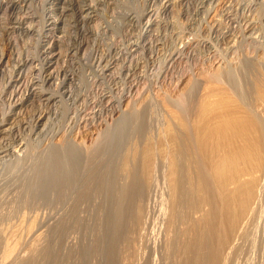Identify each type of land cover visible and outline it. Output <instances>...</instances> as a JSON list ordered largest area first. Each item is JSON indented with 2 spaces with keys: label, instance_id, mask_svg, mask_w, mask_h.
<instances>
[{
  "label": "rangeland",
  "instance_id": "1",
  "mask_svg": "<svg viewBox=\"0 0 264 264\" xmlns=\"http://www.w3.org/2000/svg\"><path fill=\"white\" fill-rule=\"evenodd\" d=\"M43 1L30 0L28 4L32 5V9L30 6L28 9H25L22 7L23 5L21 7L19 5L17 6L16 10L18 11V9L20 8V12H16V16L12 15V18L15 19L13 20L16 22L17 16L18 22L19 19H24L25 16V18L29 16L27 18V25H33L30 32L25 33L23 29H20L21 27L18 24H15V26L17 28L19 26V28L17 29L15 27L16 30L12 29V31L7 32V34L6 31H4L5 28H8L7 26H9L10 28L14 25L10 24L11 18L10 15H8V12L6 14L1 13L0 21H2L0 22V26L2 27L4 25L5 27L3 26L4 28H0V33H2L3 31L4 35L2 36V34H0V36H2L0 37V41H5L6 45L5 42L4 46L3 43L0 42V54L2 56L4 54H8L10 57L20 55V57L22 56V61L27 58L36 60L37 56H40L38 54L44 51L43 49H41L42 46L51 43L54 39H56L57 36H61V38L63 37L62 40L64 39V42L60 40L59 46L56 48L55 53L60 52L59 54H61L63 52H66L67 48H73V46L75 52L77 50L78 52L77 54L74 53L76 55H72L73 57H63V59H60L56 64V67L60 66V69L61 67L62 69H64L65 67L64 70L65 72L67 70L66 76L67 78H69V80L62 81V77H57L58 80L54 79L56 82L53 80V83L52 81L49 83H44L41 79L33 92H30V88L27 87L28 85L25 86L26 84L24 83L25 80L26 82L31 81L33 77L31 71L34 70L35 67L37 69H41L40 66L42 68L45 67V62L43 60L39 61L40 63L42 62L41 64H39V62L32 64L34 67H32L31 65H24L23 67L18 68L19 65L23 64L20 60V57L18 56L19 59L18 57H16L17 59L14 60V57L9 61L10 64L13 63V66L16 64L15 67L17 68L14 69L13 66L11 68V65L9 63H3L0 66V72H2V79L0 78L2 80H0V85L2 86H0V94L2 95L0 96V100H3L2 103L5 104L3 105L0 101V105H2L0 106V118L3 119H0L1 123L3 124L2 125L0 123V125H2L1 127L3 129L7 128V126L8 129L11 127L9 131H7L8 133L4 132L0 137V152H2L0 156L5 155L3 156V159L5 157L4 160H6L7 158L6 161H4L3 159L0 161V209H2V211L0 210V216L2 212L7 213V216L6 213L5 215H3L4 218L2 216L0 217V221L2 222H0V232L2 233V236L0 235V240L2 243L5 242L4 245L2 243L0 244V257L3 250H5V248H8L12 252L10 254L9 260L13 262H11L10 264H17L19 260H22L23 258L27 259L29 255L33 256L37 253L40 254V252L38 251L41 250L42 252V249H44L45 246L48 245L49 255L46 262L43 264H68V258L66 257L65 252L69 246L73 245L75 246L76 257L84 258L82 261L81 259L79 260L81 261V263L83 262L82 264H87L88 262V264H94L96 263L95 260H98L97 264L98 262H103L105 264H143L145 262H150L149 264H188V258H190L189 252L186 250L185 253L180 252V254L178 252L177 246L186 243L187 241H189V239L191 240L194 237L193 234H190V230H192L194 227L200 229V231L203 229V227H205L207 230H209V228L211 229L210 238L212 239V241H210V244L213 248L210 246V250L211 252L215 253L216 256L214 255V258L217 257V254L219 255V257L221 256L220 259L217 257V260H213L215 264H217V262L218 264H264V0H82V2H80L81 0H77L79 2V5L83 3V6L87 5L88 1H94L97 4L95 5L93 4L94 2L92 3L93 6H96L94 7L95 9H97L96 12H98V14L96 13L97 16L95 17V21L93 23L84 22L82 23V26L81 24H78L77 26V24L73 22V17H68V19L66 18L65 20V25H63V27H61L62 25H60V27L58 26V31L56 30V32H54V30L50 32L48 31V28L42 26L44 25L43 20H45L49 15H54V13L56 12V10L53 11L54 7L52 8V11H50V6L47 4L48 0ZM71 1L70 2L73 4L75 0ZM97 1L99 3H97ZM31 2L35 3L32 4ZM78 2L75 1L74 4H78ZM244 2H246L247 5ZM155 3L156 5H154ZM44 4H46V6H44ZM26 13L29 14L27 15ZM257 13L259 15H257ZM20 15H23L24 17H21ZM40 15H44L45 17H47L45 18L44 16ZM141 15L143 18L141 17ZM113 19L114 21H112ZM29 20L34 24L30 23ZM3 21L6 22V24H4ZM40 21H42L43 23H40ZM121 22L124 23L122 24ZM1 23H3V25ZM35 29L36 31H34ZM114 29H116V31ZM59 30L62 31L58 33ZM21 32L24 34H22ZM129 32L132 33L130 34ZM4 33L7 35H5ZM62 33L63 35H61ZM96 33L98 36L96 35ZM149 36L152 40L149 38ZM208 38L210 39V41ZM8 41L10 44L8 43ZM37 41L40 43H37ZM153 42L154 44H152ZM252 42L254 43V45ZM37 45L41 46H38L36 48ZM1 47H4V49ZM7 50L9 51V53L7 52ZM33 52L34 54H32ZM143 52L146 55L143 54ZM10 53H12V55ZM25 54L32 55L31 57H29V55L27 57V55L25 56ZM35 54H37V56ZM85 54L87 56H85ZM34 55L36 57H34ZM170 56L172 57L170 58ZM68 58L71 60H69ZM3 65H6L5 68ZM175 66L177 67V69ZM29 67H32L34 69L31 68V70ZM26 68H28L29 70ZM6 69L11 70L7 71ZM128 69L130 70V72ZM26 70L28 71L27 74ZM11 71L13 72L12 74ZM114 73L115 75H113ZM25 76L27 78H25ZM3 77L5 80L3 79ZM22 77L25 79H23ZM15 78L20 79L19 82L17 84L11 85L10 81L8 82V80H14ZM158 78L160 80H158ZM3 82H7L9 85H6L7 83L4 84ZM21 83L22 85H20ZM61 83H64V85L62 84L63 87L61 86ZM17 85H19L20 87H18ZM15 87H18V89L16 90ZM3 88L6 89L4 90ZM1 89H3L4 91H1ZM43 90L44 92L46 91L48 93H44ZM62 90L67 92L65 96H63ZM3 92H5V94ZM40 92L42 94H39ZM3 94L5 96H3ZM7 95L9 98L7 97ZM59 95L63 97H59ZM11 96L12 99L10 98ZM17 96L20 98H18ZM46 97L49 98V101L45 100ZM14 101L16 105H14ZM240 101H243L244 103L242 102V104H240ZM9 102L11 106L7 105L9 104ZM238 103L241 107L240 112L244 115L248 114L246 111H248L249 108L253 110L254 115H252V119H254L255 128L254 133H249L246 140L244 139L243 141H239V144H235V146H233V144H228L226 146L229 151L232 150L231 148L236 149L237 151H235L236 154L233 155L232 161L230 163L228 162L225 174H240L239 181L249 183L254 188V190H256V199H250L248 204L249 208L247 207L245 211L246 213H244L242 217L243 219H241L242 221L240 220V227H237L235 234L228 236L223 229L225 226L221 225V223L223 224V221H221L222 217L219 218L218 215L219 213L222 214V202L220 201L219 196L225 195V192H222L224 191L223 187L225 186L219 187V185H225V182L223 183V179L221 181V178H219L220 163L222 162L223 151L221 150L222 148L214 146L212 140L210 141V143H208V132L212 124L216 125L220 123L219 121H217V117L219 115L226 114L225 111H230L228 107H232L233 109L238 105ZM243 104H248V106L244 105L245 108L249 107L248 109H246V111L244 106H242ZM13 105L14 107H12ZM49 105L52 107H50L52 110L49 109ZM44 107L45 110L47 108L49 109H47V113L42 112L44 111ZM3 108H5V110H3ZM137 110L140 113H144L143 125L145 130L143 133L139 134L135 130V128H132L136 123V120L133 121L132 116L138 113ZM13 111L15 114L13 113ZM16 111H18L19 114ZM135 111L136 113H134ZM2 112L5 115L7 114V116H4ZM34 112L35 114L32 115L31 113ZM40 113L42 115L44 114V118L42 122L36 125V118H38V115H40ZM47 116L49 117L45 119ZM199 117L202 121V129L200 134L202 144L197 149V157L195 158V162L192 163V165H188V174H186L185 177L186 182L190 179H193L192 181L196 179L194 181V186H192V201H198L206 192V189L208 188V178L213 180L212 184L213 188H215V199L213 200L214 202L211 203L212 206H205L202 208V210H198L196 211V213L194 212V216L190 215L189 219L191 220L192 218L193 220H188V222L187 220L184 222L179 221L178 223L180 224L177 223V226H179V228H177L176 224L174 223H172L171 226H168L167 223L169 225L171 223V217L169 219L168 212L171 214L170 210H172V205H174L172 203H176V200L171 198L175 196L174 193L176 194V192L173 193V187L175 188V185H178V182L175 180V178H177L178 180L177 176L179 175H176L173 167V157L175 156L177 149L176 133L178 132V130L184 129V127H182L183 125H186V127H191L194 121ZM32 118H34V121L32 120L33 122L31 121ZM218 118V120H221L220 116ZM28 120H30L32 124L28 123ZM144 120L146 121L144 122ZM14 121L16 122L14 123ZM20 121L23 123H21ZM45 121L47 124L45 123ZM209 122L211 123V125ZM42 123H45L46 125H43ZM18 124L21 126H17ZM23 125L24 127L30 125L31 128H29L30 126L23 128ZM131 130H134L137 133L134 131L132 132ZM9 133L11 135L13 134L14 136L9 135ZM133 135L135 138L133 137ZM250 138H252L251 141H249ZM1 141H3L4 144ZM13 145L15 148L13 147ZM19 145L20 147L26 146L25 148H23L22 152L18 151ZM52 145H59L60 152L66 160L67 172L63 174L61 178V187H59L58 190L54 189L53 195H51L50 193L45 195L47 197H50V199L37 198L38 201L33 204H27L22 201L16 204L12 202V204L11 196L13 191H15V187L19 179L23 176L30 175L27 174L30 170H26L29 160L27 159L28 162H26L25 156L31 155L28 157L29 159L30 157H33L35 159L41 158L43 155H45V152L47 153V150L49 151L48 148H50ZM26 148L27 153L24 151L26 150ZM44 148H46V150ZM42 153L44 154L42 155ZM6 154H8V156ZM23 154L25 155L22 156L24 158L21 157V155ZM125 154L126 158H131L130 161L135 160L136 157V161L139 159L140 164L147 165L150 168L152 167L150 173L152 175L154 172L153 169L157 168V170H159L157 172L158 174L153 175V177L150 174L148 175L149 177H151V179L147 176V174H141V178H148L147 181L145 180L146 182H149V179L151 182L152 180L157 178L155 179L157 184H155V190L153 189V192L150 191L151 196H148V201H145V203L148 204H145L146 206L144 205V218H142L143 222L140 228L134 231L135 233L132 232L130 234L131 238L124 237L123 231L119 230L117 225L119 218L114 215L113 209H109L108 205H105V213H103V217L100 219L97 213V209L93 203L89 204V206L87 207H83L82 209H80L78 213V218L80 219L75 228H67L62 231L52 229L54 222L57 220L59 214L63 212L62 209L64 208L72 194H74L77 190L84 188L88 183L95 185L97 172L106 171L107 169L114 167L116 164H119L118 168H121L120 159ZM127 154L131 155V157H129V155ZM18 157H21V159H18ZM152 160L153 163H150ZM156 161L158 164H155ZM148 162L149 164H147ZM150 164L153 166H150ZM126 169L128 171V167H126ZM126 169L124 171H121V173H125L122 174L124 175V177L125 175H127L126 177H128ZM190 174L191 176H194L190 178ZM156 175L157 177H155ZM169 175L176 177L173 178ZM216 177L220 179L221 183L219 180H216ZM107 179L108 177L105 176V180ZM12 180L13 182H15L14 184L13 182H10ZM214 180H216L215 183H218L219 185L215 184ZM145 181L142 182L143 185L144 183H146ZM190 181L187 182L188 186L189 184H191ZM152 182L150 184H146L151 188L150 185H152ZM147 185L146 187L144 186L145 190L149 189L147 188ZM233 186L234 185H227V187L229 188L226 189H228V191L229 189L230 191H232ZM165 189L166 192H169V195L165 192ZM176 189L177 188H175L174 191H176ZM219 192L223 194L219 195ZM254 195L252 197H255ZM176 197L177 195L174 198L176 199ZM3 199H5V202ZM8 200H10V202ZM251 201L252 203H250ZM6 202L7 205L5 204ZM2 203L5 204L4 207H2ZM164 204L167 205V209L166 206L164 207ZM11 205H14V207L12 208ZM169 207L171 208L169 209ZM208 207L210 208V210ZM250 207H252L253 209ZM168 209L169 211H167ZM204 209L205 213L207 210L210 214L208 212L206 214L203 213ZM162 210H164L165 215ZM216 211H218V214ZM211 214L215 215V217L212 218ZM216 216L218 219L216 218ZM244 216L249 218L247 219ZM193 217L197 219L196 222ZM244 218L245 221H243ZM212 219L216 222L212 221ZM147 220H150L149 222H153V224L149 225V222ZM199 220L201 223L199 222ZM217 220L219 221L218 223ZM193 221L195 224L193 223ZM157 223H159V225ZM216 223H220V229L218 228L219 225H217ZM191 224L195 226H192ZM173 225L177 228V230H180L175 232L176 228L173 227ZM200 225L202 226V228L200 227ZM167 227H171V231ZM172 227L175 229L173 230ZM183 228H188L187 230L189 233H186V230H184ZM167 230L169 232H172L173 230L174 232H172L171 235ZM158 231L160 232L158 233ZM163 231H166V233ZM181 231L185 232L186 234L182 235ZM167 232L169 233L168 235ZM192 232L194 231L192 230ZM174 233H180L183 237L185 236V239L179 234L174 236L176 238L181 237V239L177 238V240L179 239L180 241L179 244H176V246L174 245V251L172 252V254H174L172 256L171 252H169L168 249L173 243L172 241L175 242L176 240V238L173 239ZM141 234H145L146 236H142ZM189 235H193V237H190ZM168 236H170L171 240H173L171 241L170 239H168ZM226 236L229 238H227ZM182 239L183 241L181 242ZM165 240H168L169 243ZM225 241H227L229 245ZM213 242L214 244H212ZM8 243L10 246L8 245ZM239 243L241 244L240 246H238ZM165 245H167L168 247L166 246L165 248ZM220 245L221 248L220 250H218ZM223 246L224 248H222ZM214 250L216 251L214 252ZM176 252H178L179 254H177ZM222 252L224 254H222ZM169 253L170 255L168 256ZM138 254H140L141 256ZM185 254H188L189 257ZM91 257L93 258V261L91 260ZM164 261L167 263H165ZM42 262L44 261L42 260ZM76 264H79V262Z\"/></svg>",
  "mask_w": 264,
  "mask_h": 264
},
{
  "label": "bare ground",
  "instance_id": "2",
  "mask_svg": "<svg viewBox=\"0 0 264 264\" xmlns=\"http://www.w3.org/2000/svg\"><path fill=\"white\" fill-rule=\"evenodd\" d=\"M30 0H0V16H1V13H9L8 15H10V18H11V21H10V24H12V25H14V26H12V27H10L9 28V26H7L8 28H5V30L4 31H6V33L7 32H11L12 31V29H15V24H18L21 28L20 29H23L24 31H25V33L26 32H30L31 31V27L33 26V25H31L30 23H33V22H31L30 20V26H28L27 24V18L29 17V16H27V18H25L23 15V17H24V19L22 18V19H19V22H18V16H17V22L16 21H14L15 19L14 18H12V15H15L16 14V12H18L19 11V9H18V11L16 10V8H17V6H19L20 5V7L22 6L23 8H25V9H28L29 8V6L31 7L32 5H29L28 4V2H29ZM43 1V0H42ZM71 1V0H70ZM70 1H66V0H48V5L50 6V11H52V8L54 7V9H53V11L54 10H56V12L54 13V12H52V13H54V15H52V16H44V15H40V16H44L46 19L45 20H43L44 21V23L42 22V21H40V23H43L44 25H42V26H45L46 28H48V31H50V32H52V30H54V32H56V30L58 29V26L60 27V25H62L61 27H63V25H65L64 23L66 22L65 20H66V18L68 19V17H73V19H74V23L75 24H77V26H78V24H81V26H82V23H84V22H88V23H93L94 21H95V17L97 16V14H98V12H96V10L97 9H95V5H97L94 1V3L93 2H89L88 1V4L87 5H79V2L77 1V0H75L76 2H78V4H74L75 3V1H74V3L72 4ZM86 1V0H85ZM106 1V0H105ZM113 1V0H112ZM138 1V0H137ZM162 1V0H161ZM179 1V0H178ZM217 1V0H216ZM252 1V0H251ZM44 2V1H43ZM46 2V1H45ZM80 2H82V0L80 1ZM101 2V1H100ZM183 2V1H182ZM261 2H263V1H261ZM32 4L33 3H35V2H31ZM85 3V2H84ZM95 4L94 6H93V4ZM97 3H99L98 1H97ZM108 3V2H107ZM172 3V2H171ZM241 3V2H240ZM245 4H246V2H244ZM257 3V2H256ZM102 4V3H101ZM137 4V3H136ZM189 4V3H188ZM255 4V3H254ZM100 5V4H99ZM138 5V4H137ZM154 5H156V3L154 4ZM180 5V4H179ZM247 5V4H246ZM44 6H46V4H44ZM59 6V7H58ZM203 6V5H202ZM263 6V5H262ZM38 7V6H37ZM57 7V8H56ZM104 7V6H103ZM147 7V6H146ZM162 7V6H161ZM194 7V6H193ZM200 7V6H199ZM211 7V6H210ZM42 8V7H41ZM45 8V7H44ZM98 8V7H97ZM158 8V7H157ZM31 9H32V7H31ZM102 9V8H101ZM110 9V8H109ZM141 9H143V8H141ZM231 9V8H230ZM242 9V8H241ZM43 10V9H42ZM114 10V9H113ZM118 10V9H117ZM145 10V9H144ZM207 10V9H206ZM23 11V10H22ZM33 11H35V10H33ZM46 11V10H45ZM20 12V11H19ZM27 12V11H26ZM101 12V11H100ZM104 12V11H103ZM142 12V11H141ZM264 12V11H263ZM24 13H25V10H24ZM33 13V12H32ZM48 13V12H47ZM97 13V14H96ZM135 13V12H134ZM232 13V12H231ZM20 14V13H19ZM27 15L29 14V13H26ZM31 14V13H30ZM39 14V13H38ZM41 14V13H40ZM43 14V13H42ZM45 14V13H44ZM141 14V13H140ZM146 14V13H145ZM197 14V13H196ZM34 15V14H33ZM113 15V14H112ZM159 15V14H158ZM204 15V14H203ZM208 15V14H207ZM257 15H259L258 13H257ZM261 15V14H260ZM16 16V15H15ZM14 16V17H15ZM21 16V15H20ZM21 16V17H22ZM103 16H105V15H103ZM111 16V15H110ZM136 16V15H135ZM140 16V15H139ZM192 16V15H191ZM195 16V15H194ZM199 16V15H198ZM233 16V15H232ZM235 16V15H234ZM248 16V15H247ZM251 16V15H250ZM31 17V16H30ZM102 17V16H101ZM119 17V16H118ZM138 17V16H137ZM141 17H142V15H141ZM259 17V16H258ZM2 18H3V16H2ZM5 18V17H4ZM9 18V19H10ZM111 18V17H110ZM143 18V17H142ZM243 18V17H242ZM8 19V20H9ZM14 19V20H13ZM32 19H34V18H32ZM43 19V18H42ZM41 19V20H42ZM72 19V18H71ZM100 19V18H99ZM116 19V18H115ZM205 19H206V17H205ZM204 19V20H205ZM4 20V19H3ZM258 20V19H257ZM256 20V21H257ZM2 21V20H1ZM0 21V22H1ZM7 21V20H6ZM33 21V20H32ZM69 21V20H68ZM71 21V20H70ZM112 21H114V19L112 20ZM122 21H123V19H122ZM152 21V20H151ZM105 22V21H104ZM125 22V21H124ZM124 22H121L122 24L124 23ZM148 22V21H147ZM205 22V21H204ZM3 23L4 24H6V22H4L3 21ZM3 23H1L2 25H3ZM8 23V22H7ZM117 23V22H116ZM136 23V22H135ZM167 23V22H166ZM196 23V22H195ZM241 23V22H240ZM254 23V22H253ZM260 23V22H259ZM34 24V23H33ZM74 24V25H75ZM105 24V23H104ZM107 24H108V22H107ZM110 24H112V23H110ZM120 24V23H119ZM121 24V25H122ZM85 25H87V24H85ZM134 25V24H133ZM146 25H148V24H146ZM145 25V26H146ZM154 25H156V24H154ZM234 25V24H233ZM4 26V25H3ZM1 27L0 26V28H4V27ZM11 26V25H10ZM19 26H18V28H19ZM41 26V27H42ZM96 26V25H95ZM98 26V25H97ZM103 26V25H102ZM110 26V25H109ZM112 26V25H111ZM123 26V25H122ZM130 26V25H129ZM198 26V25H197ZM200 26V25H199ZM202 26V25H201ZM235 26V25H234ZM259 26V25H258ZM35 27V26H34ZM37 27V26H36ZM65 27V26H64ZM94 27V26H93ZM133 27V26H132ZM141 27V26H140ZM143 27V26H142ZM17 28V27H16ZM17 28V29H18ZM43 28V27H42ZM45 28V29H46ZM84 28V27H83ZM99 28V27H98ZM106 28V27H105ZM145 28V27H144ZM159 28V27H158ZM170 28V27H169ZM210 28V27H209ZM230 28V27H229ZM241 28V27H240ZM245 28V27H244ZM33 29V28H32ZM91 29V28H90ZM97 29V28H96ZM107 29V28H106ZM109 29V28H108ZM3 30V29H2ZM16 30V29H15ZM44 30V29H43ZM63 30H65V29H63ZM67 30V29H66ZM100 30V29H99ZM115 31H116V29H114ZM144 30V29H143ZM161 30V29H160ZM193 30V29H192ZM21 31V30H20ZM34 31H36V29L34 30ZM40 31V30H39ZM58 31V30H57ZM60 31H62V30H59V32L58 33H60ZM105 31V30H104ZM167 31V30H166ZM205 31V30H204ZM19 32V31H18ZM49 32V33H50ZM53 32V33H54ZM73 32V31H72ZM100 32V31H99ZM102 32V31H101ZM114 32V31H113ZM137 32V31H136ZM147 32V31H146ZM236 32V31H235ZM258 32H260V31H258ZM20 33V32H19ZM22 33V32H21ZM92 33V32H91ZM130 33V32H129ZM132 33V32H131ZM130 33V34H131ZM155 33V32H154ZM211 33V32H210ZM0 34H2V36H4L3 35V31H2V33H0ZM5 34V33H4ZM8 34V33H7ZM7 34H5V35H7ZM13 34V33H12ZM11 34V35H12ZM22 34H24V33H22ZM80 34V33H79ZM190 34V33H189ZM262 34V33H261ZM26 35V34H25ZM30 35H31V33H30ZM33 35V34H32ZM55 35V34H54ZM61 35H63V33L61 34ZM96 35H97V33H96ZM113 35V34H112ZM134 35V34H133ZM139 35V34H138ZM141 35H142V32H141ZM157 35V34H156ZM163 35H164V33H163ZM184 35V34H183ZM192 35V34H191ZM2 36H0V37H2ZM34 36V35H33ZM41 36V35H40ZM46 36V35H45ZM48 36V35H47ZM50 36V35H49ZM56 36V35H55ZM72 36H73V34H72ZM98 36V35H97ZM251 36V35H250ZM10 37V36H9ZM12 37V36H11ZM18 37V36H17ZM30 37V36H29ZM53 37V36H52ZM75 37V36H74ZM171 37V36H170ZM210 37V36H209ZM236 37V36H235ZM241 37V36H240ZM259 37V36H258ZM50 38V37H49ZM63 38V37H62ZM62 38H61V36H57L56 37V39H52L51 41V43H48V44H46V45H43L42 46V48L41 49H43L44 51L42 52V53H40V54H38V55H40V56H37V54H35L36 56H37V59L35 60V59H32V58H27V59H24L23 61L21 60V57H20V55H16V56H14L15 57V59L14 60H16L17 58L16 57H20V60L22 61V63H20V64H22V65H19L18 66V68H21V67H23L24 65H31L32 67H34L32 64H34V63H36V62H39V61H41V60H43L45 63H44V65H45V67H41L40 66V68L41 69H37L36 67H35V69L34 68H32V69H34V70H32L30 67V69L32 70H30L31 71V74H32V79H31V81L30 82H26V80H25V83L24 84H26L25 86H27V87H29L30 88V92H33L36 88V86L38 85V83L41 81V79H42V82H44V83H49V82H51L52 81V83H53V80L54 79H57V77H62V81L64 80V81H67V80H69V78H67V76H66V73H67V70H66V72H65V67H64V69H62V67H61V69H60V66L58 67H56V64L58 63V61L60 60V59H63V57H73L72 55H76L77 54V52H78V48L76 49L77 51L75 52V49H74V46H73V48H71V47H69V48H67V50H66V52H63V53H61V54H59L60 52H58V53H55V50H56V48L59 46V42H60V40L61 41H63L62 40ZM67 38V37H66ZM76 38V37H75ZM109 38V37H108ZM149 38H150V36H149ZM155 38V37H154ZM153 38V39H154ZM251 38V37H250ZM257 38V37H256ZM25 39H26V37H25ZM51 39V38H50ZM69 39V38H68ZM87 39V38H86ZM126 39V38H125ZM151 39V38H150ZM149 39V40H150ZM209 39V38H208ZM216 39V38H215ZM232 39V38H231ZM244 39V38H243ZM246 39V38H245ZM260 39H261V37H260ZM14 40H15V38H14ZM20 40V39H19ZM43 40V39H42ZM102 40H103V38H102ZM110 40V39H109ZM152 40V39H151ZM165 40V39H164ZM184 40V39H183ZM199 40V39H198ZM197 40V41H198ZM220 40V39H219ZM242 40V39H241ZM4 41V40H3ZM25 41V40H24ZM39 41V40H38ZM37 41V43H40V42H38ZM41 41V40H40ZM74 41V40H73ZM120 41V40H119ZM136 41V40H135ZM155 41V40H154ZM189 41V40H188ZM202 41V40H201ZM200 41V42H201ZM207 41V40H206ZM209 41H210V39H209ZM215 41V40H214ZM224 41V40H223ZM1 43H3V46H4V42H2V41H0ZM64 42V41H63ZM121 42V41H120ZM176 42V41H175ZM217 42V41H216ZM246 42H247V40H246ZM254 42V41H253ZM252 42V43H253ZM8 43H9V41H8ZM20 43V42H19ZM31 43V42H30ZM73 43V42H72ZM83 43V42H82ZM81 43V44H82ZM112 43H113V41H112ZM117 43V42H116ZM260 43V42H259ZM10 44V43H9ZM28 44V43H27ZM62 44V43H61ZM61 44H60V47H61ZM78 44H79V42H78ZM108 44V43H107ZM152 44H154V42L152 43ZM232 44V43H231ZM5 45H6V42H5ZM30 45V44H29ZM64 45V44H63ZM66 45V44H65ZM91 45H94V44H91ZM106 45V44H105ZM145 45V44H144ZM188 45V44H187ZM214 45V44H213ZM212 45V46H213ZM235 45V44H234ZM253 45H254V43H253ZM256 45H258V44H256ZM17 46V45H16ZM39 45H37L36 46V48L38 47ZM41 46V45H40ZM39 46V47H40ZM71 46V45H70ZM79 46V45H78ZM77 46V47H78ZM88 46V45H87ZM107 46V45H106ZM110 46V45H109ZM124 46V45H123ZM128 46V45H127ZM185 46V45H184ZM7 47H9V46H7ZM65 47V46H64ZM76 47V46H75ZM93 47V46H92ZM91 47V48H92ZM138 47H139V45H138ZM162 47V46H161ZM1 48H3L4 49V47H1ZM26 48V47H25ZM107 48V47H106ZM142 48V47H141ZM211 48V47H210ZM6 49V48H5ZM18 49V48H17ZM20 49V48H19ZM64 49V48H63ZM80 49V48H79ZM110 49V48H109ZM108 49V50H109ZM115 49V48H114ZM144 49V48H143ZM180 49V48H179ZM11 50V49H10ZM35 50V49H34ZM81 50V49H80ZM93 50H94V48H93ZM3 51V50H2ZM19 51V50H18ZM21 51V50H20ZM24 51V50H23ZM28 51V50H27ZM110 51V50H109ZM116 51V50H115ZM133 51V50H132ZM144 51V50H143ZM167 51V50H166ZM175 51V50H174ZM7 52L9 53V51L7 50ZM25 52V51H24ZM36 52H38V51H36ZM158 52V51H157ZM168 52V51H167ZM172 52V51H171ZM4 53V52H3ZM22 53V52H21ZM21 53H19V54H21ZM74 53H76V54H74ZM83 53V52H82ZM107 53V52H106ZM149 53V52H148ZM147 53V54H148ZM183 53V52H182ZM233 53H234V51H233ZM11 55H12V53H10ZM32 54H34V52L32 53ZM31 54V55H32ZM101 54V53H100ZM138 54V53H137ZM143 54H145L144 52H143ZM178 54V53H177ZM176 54V55H177ZM1 55V54H0ZM14 55V54H13ZM27 54H25V56H26ZM29 55V54H28ZM28 55H27V57H28ZM31 55H29V57H31ZM34 55V57H36ZM134 55V54H133ZM146 55V54H145ZM163 55V54H162ZM2 56V55H1ZM0 56V66L3 64V63H9V61H10V59L11 58H14V57H10L8 54H4L2 57ZM85 56H87L86 54H85ZM137 56H139V55H137ZM143 56V55H142ZM152 56V55H151ZM19 57H18V59H19ZM33 57V58H34ZM42 57V58H41ZM75 57V56H74ZM77 57V56H76ZM117 57H118V55H117ZM135 57V56H134ZM148 57V56H147ZM172 56H170V58H171ZM177 57V56H176ZM81 58V57H80ZM86 58H88V57H86ZM142 58V57H141ZM152 58V57H151ZM167 58V57H166ZM69 59V58H68ZM126 59V58H125ZM147 59V58H146ZM69 60H71V59H69ZM98 60V59H97ZM100 60V59H99ZM137 60V59H136ZM180 60V59H179ZM83 61H84V59H83ZM113 61V60H112ZM117 61V60H116ZM123 61V60H122ZM122 61H121V63H122ZM17 62V61H16ZM16 62H14V63H16ZM71 62V61H70ZM81 62V61H80ZM163 62V61H162ZM42 63V62H41ZM40 62H39V64H41ZM63 63V62H62ZM94 63V62H93ZM110 63V62H109ZM10 64V63H9ZM8 64V65H9ZM92 64V63H91ZM141 64V63H140ZM7 65V64H6ZM5 65V66H6ZM11 65V68H12V66H13V63H11L10 64ZM16 65V64H15ZM15 65L13 66V68L15 69V68H17V67H15ZM38 65V64H37ZM36 65V66H37ZM44 65H42V66H44ZM64 65V64H63ZM122 65V64H121ZM120 65V66H121ZM4 66V65H3ZM5 66H4V68H5ZM26 66V67H27ZM90 66V65H89ZM108 66V65H107ZM137 66V65H136ZM144 66V65H143ZM142 66V67H143ZM150 67V66H149ZM158 67V66H157ZM173 67V66H172ZM176 67V66H175ZM7 68V67H6ZM59 68V69H58ZM97 68V67H96ZM118 68V67H117ZM141 68V67H140ZM168 68V67H167ZM174 68V67H173ZM26 69H28V68H26ZM115 69V68H114ZM113 69V70H114ZM175 69V68H174ZM176 69H177V67H176ZM5 70V69H4ZM7 70V69H6ZM11 69H9V70H7V71H10ZM29 70V69H28ZM129 70V69H128ZM172 70V69H171ZM13 71V70H12ZM11 71V74L13 73ZM27 71V70H26ZM25 71V72H26ZM124 71V70H123ZM159 71V70H158ZM116 72H118V71H116ZM129 72H130V70H129ZM149 72V71H148ZM2 72H0V74H1ZM6 73V72H5ZM8 73H10V72H8ZM7 73V74H8ZM19 73H20V71H19ZM28 73V71L26 72V74ZM112 73V72H111ZM161 73V72H160ZM17 74V73H16ZM30 74V73H29ZM119 74V73H118ZM126 74V73H125ZM138 74V73H137ZM6 75V74H5ZM20 75V74H19ZM113 75H115V73L113 74ZM161 75V74H160ZM12 76V75H11ZM10 76V77H11ZM109 76V75H108ZM111 76V75H110ZM127 76V75H126ZM129 76V75H128ZM5 77V76H4ZM4 77H3V79H4ZM7 77V76H6ZM13 77V76H12ZM18 77V76H17ZM73 77V76H72ZM131 77V76H130ZM0 78L2 79V74H1V76H0ZM23 78V77H22ZM25 78H27L26 76H25ZM25 78H23V79H25ZM71 78V77H70ZM114 78V77H113ZM0 79V80H1ZM11 79V78H10ZM122 79V78H121ZM125 79H126V77H125ZM142 79V78H141ZM168 79V78H167ZM5 80V79H4ZM19 80L20 79H18V78H15L14 80H8V82L10 81V83H11V85H13V84H17L18 82H19ZM58 80V79H57ZM60 80V79H59ZM109 80V79H108ZM158 80H160L159 78H158ZM2 81V80H1ZM55 81V80H54ZM75 81V80H74ZM5 82V81H4ZM3 82V83H4ZM22 82V81H21ZM56 82V81H55ZM69 82V81H68ZM81 82V81H80ZM123 82V81H122ZM128 82V81H127ZM130 82V81H129ZM1 83V82H0ZM7 83V82H6ZM6 83H4V84H6ZM23 83V82H22ZM22 83L20 84V85H22ZM71 83V82H70ZM94 83V82H93ZM102 83V82H101ZM133 83V82H132ZM23 84V85H24ZM51 84V83H50ZM59 84V83H58ZM62 84L64 85V83H61V86H62ZM120 84V83H119ZM129 84V83H128ZM6 85H9L8 83L6 84ZM5 85V86H6ZM43 85H45V84H43ZM66 85V84H65ZM121 85V84H120ZM125 85V84H124ZM144 85V84H143ZM1 86V85H0ZM15 86V85H14ZM18 87H20L19 85H17ZM41 86H42V84H41ZM53 86V85H52ZM123 86V85H122ZM2 87V86H1ZM7 87V86H6ZM18 87L16 88V90L18 89ZM22 87V86H21ZM44 87V86H43ZM42 87V88H43ZM63 87V86H62ZM14 88V87H13ZM26 88V87H25ZM38 88H39V86H38ZM37 88V89H38ZM4 90L6 89V88H3ZM3 89H1V91H4ZM55 89V88H54ZM8 90V89H7ZM15 90V89H14ZM41 90V89H40ZM39 90V91H40ZM45 90V89H44ZM44 90H43V92H44ZM66 90V89H65ZM79 90H80V87H79ZM103 90V89H102ZM25 91H27V90H25ZM51 91V90H50ZM63 91V92H62ZM61 92L63 93V96H65L66 94H67V92L66 91H64V90H62ZM68 91V90H67ZM104 91V90H103ZM110 91V90H109ZM129 91V90H128ZM7 92V91H6ZM10 92V91H9ZM13 92V91H12ZM17 92V91H16ZM16 92H15V95H16ZM23 92V91H22ZM22 92H21V94H22ZM36 92V91H35ZM38 92V91H37ZM42 92V91H41ZM39 93V94H42V93ZM46 92V91H45ZM44 92V93H45ZM55 92V91H54ZM58 92V91H57ZM69 92V91H68ZM118 92V91H117ZM2 93V92H1ZM4 94H5V92H3ZM46 93H48V92H46ZM50 93V92H49ZM104 93V92H103ZM116 93V92H115ZM129 93V92H128ZM151 93V92H150ZM3 94V96H5ZM13 94V93H12ZM11 94V95H12ZM24 94V93H23ZM27 94V93H26ZM38 94V93H37ZM61 94V93H60ZM79 94V93H78ZM260 94V93H259ZM2 94H0V96H1ZM15 95H13V96H15ZM33 95V94H32ZM47 95V94H46ZM152 95V94H151ZM263 95V94H262ZM20 96V95H19ZM23 96V95H22ZM63 96H61V95H59V97H63ZM120 96V95H119ZM7 97H8V95H7ZM18 97V96H17ZM21 97V96H20ZM20 97H18V98H20ZM28 97H30V96H28ZM56 97V96H55ZM54 97V98H55ZM1 98V97H0ZM3 98H5V97H3ZM9 98V97H8ZM11 99H12V96L10 97ZM25 98V97H24ZM49 98H50V96H49ZM49 98H47L46 97V99L45 100H47V101H49ZM106 98V97H105ZM7 99V98H6ZM22 99V98H21ZM20 99V100H21ZM44 99H42V100H44ZM62 99V98H61ZM103 99V98H102ZM8 100V99H7ZM6 100V101H7ZM16 100H17V98H16ZM15 100V101H16ZM20 100H19V102H20ZM36 100V99H35ZM34 100V101H35ZM41 100V101H42ZM77 100V99H76ZM1 101V103H2V101L3 100H0ZM15 101H14V103H15ZM38 101H39V99H38ZM55 101V100H54ZM60 101V100H59ZM67 101V100H66ZM75 101V100H74ZM108 101V100H107ZM119 101V100H118ZM4 102H5V100H4ZM22 102V101H21ZM106 102V101H105ZM228 102V101H227ZM243 102V101H242ZM242 102L240 101L239 103L240 104H242ZM7 103V102H6ZM12 103V102H11ZM34 103V102H33ZM32 103V104H33ZM40 103H42V102H40ZM61 103V102H60ZM238 103V105L236 106V107H234L233 109H232V107H228L229 108V110L230 111H225V113L226 114H222V115H219L220 117H221V120H218L219 118V116L217 117V121H219L220 123L219 124H216V125H213L212 124V126H210V128H209V132H208V139H209V141H208V143H210V141L212 140V142H213V145L214 146H216V147H219V148H222L221 150L223 151V158H222V162L220 163V170H219V178H221V181H222V179H223V183L225 182V185L223 184V185H219L218 183H215V181L216 180H219L220 181V179L219 178H217L216 180H214V183L215 184H217V185H219V187H221V186H225V187H223L224 188V191H222V189H221V191L222 192H225L224 194L225 195H222V196H219L220 194H223V193H220L219 192V197H220V201L222 202V208H221V210H222V214H218V211H216L217 212V214L219 215V218L220 217H222V220L221 221H223V224L221 223V225L223 226H225L223 229H224V231L226 232V235H228V236H230V235H232V234H235V232H236V230H237V227L239 226L240 227V220L241 219H243L242 217H243V215H244V213H246L245 211H246V209H247V207H248V204H249V201H250V199L251 198H253V199H256V190H254V188L249 184V183H246V182H240L239 181V179H240V174H225L226 173V167L228 166V162L230 163L231 161H232V157H233V155L234 154H236V152L235 151H237L236 149H233V148H231L232 150H228L227 148H226V146L229 144H233V146H235V144H239V141H243L244 139L246 140L247 139V137H248V134L249 133H254V128H255V122H254V119H252V115H254V112H253V110L251 109V108H245V106H248V104H243L242 106H244V108H245V111H246V109H248V111H246L248 114L247 115H244V114H242L241 112H240V109H241V107H240V104ZM244 103V102H243ZM3 104V103H2ZM45 104V103H44ZM47 104V103H46ZM51 104H52V102H51ZM55 104V103H54ZM63 104V103H62ZM68 104V103H67ZM3 105H5V104H3ZM7 105H10V102H9V104H7ZM14 105H16V103L14 104ZM14 105L12 106V107H14ZM43 105V104H42ZM41 105V106H42ZM98 105V104H97ZM0 106H2V105H0ZM11 106V105H10ZM10 106H8V107H10ZM22 106V105H21ZM48 106V105H47ZM103 106V105H102ZM230 106V105H229ZM5 107V106H4ZM45 107H46V105H45ZM45 107L43 108L44 109V111H42V112H46L47 113V109L45 110ZM51 106L49 105V109L50 110H52L51 108H50ZM54 107V106H53ZM113 107V106H112ZM153 107V106H152ZM155 107V106H154ZM227 107V106H226ZM2 108V107H1ZM30 108V107H29ZM28 108V109H29ZM114 108V107H113ZM158 108V107H157ZM232 110H231V109ZM10 109V108H9ZM23 109V108H22ZM48 109V110H49ZM98 109V108H97ZM103 109V108H102ZM111 109V108H110ZM151 109V108H150ZM2 110V109H1ZM3 110H5V108H3ZM24 110V109H23ZM39 110H40V108H39ZM143 110V109H142ZM152 110V109H151ZM26 111V110H25ZM94 111V110H93ZM153 111H154V109H153ZM244 111V110H243ZM17 113H18V111H16ZM29 112V111H28ZM30 112H31V110H30ZM41 112V111H40ZM107 112V111H106ZM137 112L138 113H140L138 110H137ZM156 112V111H155ZM219 112V111H218ZM6 113H7V111H6ZM8 113H9V111H8ZM13 113H14V111H13ZM22 113V112H21ZM39 113V112H38ZM75 113V112H74ZM132 113V112H131ZM134 113H136V111L134 112ZM138 113H136V114H134V116H132V118H133V121L134 120H136V123L134 124V126L132 127L133 129L135 128V130L138 132V134L139 133H143L144 132V125H143V115H144V113H140V114H138ZM157 113V112H156ZM221 113V112H220ZM222 113H224V112H222ZM2 114H3V112H2ZM15 114V113H14ZM19 114V113H18ZM32 115L33 114H35V112L34 113H31ZM154 114V113H153ZM4 116H7V114L5 115V114H3ZM9 115V114H8ZM44 115V114H43ZM41 113H40V115H38V118H36L37 119V124L36 125H38L40 122H42V120H43V118H44V116H43ZM48 115V114H47ZM51 115V114H50ZM156 115V114H155ZM154 115V116H155ZM218 115V114H217ZM20 116V115H19ZM23 116V115H22ZM35 116H37V115H35ZM1 117V116H0ZM15 117V116H14ZM16 117H17V115H16ZM15 117V118H16ZM34 117V116H33ZM49 116H47L45 119H47ZM149 117V116H148ZM216 117V116H215ZM2 118H3V116H2ZM13 118V117H12ZM31 118V117H30ZM146 118V117H145ZM156 118V117H155ZM154 118V119H155ZM1 119V118H0ZM19 119V118H18ZM50 119V118H49ZM151 119H153V118H151ZM151 119H149V120H151ZM212 119V118H211ZM1 120H3V119H1ZM12 120V119H11ZM34 121V118H32L31 119V121ZM159 120V119H158ZM4 121H5V119H4ZM7 121V120H6ZM17 121V120H16ZM16 121H14V123L16 122ZM25 121V120H24ZM27 121V120H26ZM29 122L28 123H31L30 122V120H28ZM32 121V122H33ZM47 121V120H46ZM46 121H45V123H46ZM146 120H144V122H145ZM11 122V121H10ZM18 122H19V120H18ZM21 122V121H20ZM157 122V121H156ZM155 122V123H156ZM212 122V121H211ZM0 123H1V121H0ZM4 123V122H3ZM8 123V122H7ZM21 123H23V122H21ZM44 123V124H45ZM147 123V122H146ZM201 123H202V121H201V119H200V117L198 118V119H196L195 121H194V123H193V125L191 126V127H186V125H183L182 127H184V129L183 130H178V132H177V130H176V144H177V149H176V154H175V156L173 157L174 158V172H176V175L177 174H179L177 177H178V180H177V178H175L176 176H172L173 178H175V180L178 182V185L176 186L175 185V188H177L176 189V191H174L175 190V188L173 187V193L174 192H176V194L174 193V195L176 196L177 195V197H176V199L174 198L175 196H173V197H171V198H173L174 200H176L175 202L176 203H172V204H174V205H172V210H170V212H171V214L168 212V214L169 215H171V216H169L168 215V217H169V219H170V217H171V223H170V225L167 223V225L168 226H171L172 225V223H174V224H176V227L177 228H179V226H177L178 224H180V223H178L179 221H181V222H184V221H186L187 220V222H188V220L189 221H191V220H193L192 218H191V220L189 219V217H190V215H193V213L195 212L196 213V211H200V210H202V208L203 207H205V206H212L211 205V203L212 202H214L213 200L215 199L214 197H215V194H214V189L215 188H213V184H212V182H213V180H211L210 178H208V180H207V189H206V192L203 194V196L198 200V201H192V196H193V190H192V186H194V181L196 180H194V181H192L193 179H190L189 181H190V183L191 184H189V186H188V184H187V182H189L188 180H187V182H186V174H188V172H187V169H188V165H192V163H194L195 162V158L197 157L196 155H197V149L199 148V146H201V144H202V139L200 138V134H201V129H202V125H201ZM210 123V122H209ZM2 124V123H1ZM11 124V123H10ZM32 124V123H31ZM43 124V123H42ZM43 124V125H44ZM47 124V123H46ZM45 124V125H46ZM157 124V123H156ZM158 124H159V122H158ZM3 125V124H2ZM2 125H0V137H1V135H2V133H4V132H7V131H9V129L11 128L10 127V125H9V129H8V126H7V128H5V129H3L1 126ZM14 125V124H13ZM16 125V124H15ZM147 125V124H146ZM145 125V126H146ZM210 125H211V123H210ZM17 126H21V125H17ZM30 126V125H29ZM29 126H25V127H29ZM42 126V125H41ZM50 126V125H49ZM154 126V125H153ZM13 127V126H12ZM15 127V126H14ZM24 127V125H23V128H25ZM37 127V126H36ZM35 127V128H36ZM43 127H45V126H43ZM47 127V126H46ZM159 127V126H158ZM19 128V127H18ZM22 128V129H23ZM29 128H31V126L29 127ZM33 128V127H32ZM146 128V127H145ZM13 129V128H12ZM40 129H42V128H40ZM181 129V128H180ZM26 130V129H25ZM35 130V129H34ZM38 130V129H37ZM44 130V129H43ZM185 130V131H184ZM29 131V130H28ZM40 131H42V130H40ZM132 131V130H131ZM134 131V130H133ZM132 131V132H133ZM136 131H134V132H136ZM136 132V133H137ZM8 133V132H7ZM6 133V134H7ZM39 133H42V132H39ZM38 133V134H39ZM135 133V134H136ZM31 134V133H30ZM36 134V133H35ZM37 134V135H38ZM9 135H11L10 133H9ZM13 135V134H12ZM11 135V136H12ZM16 135V134H15ZM145 135V134H144ZM175 135V134H174ZM4 136V135H3ZM14 136V135H13ZM19 136V135H18ZM22 136V135H21ZM30 136V135H29ZM36 136V135H35ZM42 136V135H41ZM137 136V135H136ZM133 137H134V135H133ZM12 138V137H11ZM14 138V137H13ZM27 138H29V137H27ZM40 138V137H39ZM135 138V137H134ZM138 138V137H137ZM4 139V138H3ZM10 139V138H9ZM251 139L252 138H250V140L249 141H251ZM1 140H2V138H1ZM8 140V139H7ZM2 143H3V141H1ZM14 142V141H13ZM4 144V143H3ZM17 144H19V143H17ZM21 145H22V143H21ZM46 145V144H45ZM45 145H44V147H45ZM49 145V144H48ZM51 145V144H50ZM56 145V144H55ZM137 145H139V144H137ZM2 146V145H1ZM10 146H11V144H10ZM47 146V145H46ZM6 147V146H5ZM9 147V146H8ZM7 147V148H8ZM13 147H14V145H13ZM26 147V146H25ZM25 147H20V145H19V148H18V151H20V152H22L23 151V148H25ZM15 148V147H14ZM148 148V147H147ZM2 149V148H1ZM10 149V148H9ZM45 150H46V148H44ZM49 149V151L47 150V153L45 152V155H43L44 153H42V157L41 158H37V159H35V158H33V157H30V159L28 158L29 156H31V155H29V156H25L24 154L23 155H21V157L22 156H25L26 157V162H28L27 161V159L29 160V162H28V166L30 167V169H29V167L27 166L26 167V170H30L29 171V173H27V174H30L29 176H23V177H21L20 179H19V181H18V183H17V185H16V187H15V191H13V193H12V196H11V203L13 202V203H19V202H25V203H27V204H33V203H36L37 201H38V199L37 198H46V199H50V197H47V196H45L46 194H48V193H50L51 195H53L54 194V189H56V190H58V188L59 187H61V178H62V176H63V174H65L66 172H67V165H66V160H65V157L61 154V152H60V147H59V145H57V146H51L50 148H48ZM125 149V148H124ZM136 149V148H135ZM6 150V149H5ZM128 150V149H127ZM152 150H153V148H152ZM155 150V149H154ZM1 151H3V150H1ZM26 153H27V148H26V150H24ZM141 151V150H140ZM144 151H146V150H144ZM143 151V152H144ZM9 152V151H8ZM10 152H11V150H10ZM17 152V151H16ZM127 152H129V151H127ZM142 152V151H141ZM153 152V151H152ZM2 152H0V154H1ZM14 153V152H13ZM132 153V152H131ZM9 154V153H8ZM8 154H6L7 156H8ZM122 154V153H121ZM120 154V155H121ZM124 154V153H123ZM130 154V153H129ZM129 154H127V155H129ZM150 154H152V153H150ZM27 155V154H26ZM119 155V156H120ZM3 156H5V155H2V156H0V161L3 159ZM14 156V155H13ZM126 156V154L124 155V156H122L121 157V168L119 167L118 168V165L116 164L114 167H112V168H110V169H107L106 171H100V172H97L96 173V183H95V185H92L91 183H88L84 188H82V189H80V190H77L74 194H72V196L68 199V201H67V203H66V205L64 206V208L62 209L63 210V212H61L60 214H59V216H58V218H57V220L54 222V224H53V226H52V229H56V230H58V231H62V230H64V229H67V228H69V229H71V228H75L76 227V225H77V223L79 222V219L80 218H78V213H79V211H80V209H82L83 207H87V206H89V204H91V203H93L94 205H95V207H96V209H97V213H98V216L100 217V219L103 217V213H105V210H106V208H104L105 207V205H108V208L109 209H113V213H114V215L115 216H117L118 218H119V221L117 222V225H118V228H119V230H121V231H123V236L124 237H126V238H131L130 237V234L132 233V232H134V231H136V229H138V228H140V226H141V224H142V218H144V205L145 204H148V203H145V201H148V196L150 195V191L151 192H153V189H154V187L156 186L155 184H157L156 183V180L155 179H157V178H155L154 180H152L151 182H152V185H150L151 186V188L149 187V185H147L146 183H149L150 182V179H151V177H149L148 175L151 173V168L150 167H148L147 165H142V164H140V161H139V159L136 161V157H135V160H131L132 161V163H131V161H130V159L131 158H126L125 157ZM151 156V155H150ZM21 157H18V159L20 158L21 159ZM128 157V156H127ZM129 157H131V155H129ZM134 157H132V158H134ZM22 158H24V157H22ZM138 158H139V156H138ZM145 158H147V157H145ZM4 159H5V157H4ZM3 159V160H4ZM6 160H7V158H6ZM6 160H4V161H6ZM17 160V159H16ZM22 160H24V159H22ZM150 160H151V158H150ZM157 160V159H156ZM118 161V160H117ZM143 161H144V159H143ZM149 161V160H148ZM23 162H25V161H23ZM1 163H3V162H1ZM118 163V162H117ZM144 163V162H143ZM150 163H153V160L150 162ZM24 164V163H23ZM22 164V165H23ZM145 164V163H144ZM147 164H149V162L147 163ZM155 164H158L157 163V161H156V163ZM160 165H161V163H160ZM24 166V165H23ZM145 166H147V167H145ZM150 166H153V165H151L150 164ZM158 166V165H157ZM156 166V167H157ZM126 167H128V171H127V169H126ZM160 167V166H159ZM28 168V169H27ZM155 168V167H154ZM126 169V172H127V174H128V177H126L127 175H125V177H124V175H122V174H125V173H121V171H124ZM154 170V172H153V175H155V174H158L157 172L159 171V170H157V168L156 169H153ZM152 170V171H153ZM162 171V170H161ZM121 174H120V173ZM141 174H147V176L150 178L149 179V182H146L147 180H148V178L147 179H143V178H141ZM152 177H153V175L152 174H150ZM105 176H107L108 177V179L107 180H105ZM145 176V175H144ZM170 176V175H169ZM170 176V177H171ZM190 176H191V174H190ZM192 176H194V175H192ZM192 176L190 177V178H192ZM196 176H197V174H196ZM221 176V177H220ZM143 177V176H142ZM155 177H157V175L155 176ZM211 177V176H210ZM213 177V176H212ZM215 177V176H214ZM195 178V177H194ZM142 179H143V181H145L146 183H144V185L142 184ZM153 179V178H152ZM160 179V178H159ZM165 179V178H164ZM189 179V178H188ZM212 179H214V178H212ZM16 180V179H15ZM14 180V181H15ZM174 180V181H175ZM175 181V182H176ZM221 181H220V183H221ZM10 182H13V180L12 181H10ZM150 182V183H151ZM15 182H13V184H14ZM149 183V184H150ZM174 183V182H173ZM238 183V184H237ZM12 184V183H11ZM147 185V188H149L148 190H145V188H144V186L146 187V185ZM177 184V183H176ZM159 185H160V183H159ZM227 185H234L233 186V189H232V191H230V189H229V191H228V189H226V188H229V187H227ZM15 186V185H14ZM162 186V185H161ZM214 186H216V185H214ZM168 187V186H167ZM263 187V186H262ZM13 188V187H12ZM162 188V187H161ZM218 188V187H217ZM158 189V188H157ZM163 189V188H162ZM171 189H172V187H171ZM155 190V189H154ZM164 190V189H163ZM258 190V189H257ZM161 191V190H160ZM171 191V190H170ZM216 191V190H215ZM165 192H166V189H165ZM254 192V193H253ZM159 193V192H158ZM166 193H168V195H169V192L167 191ZM173 193H171V194H173ZM217 193V192H216ZM11 194V193H10ZM154 194H155V192H154ZM255 194V195H254ZM259 194V193H258ZM264 194V193H263ZM165 195H167V194H165ZM255 196V197H252V196ZM151 196V195H150ZM149 196V197H150ZM160 196V195H159ZM163 196V195H162ZM161 197V196H160ZM166 197V196H165ZM170 197V196H169ZM153 198V197H152ZM258 198V197H257ZM1 199V198H0ZM169 199V198H168ZM4 200V202H5V199H3ZM163 200V199H162ZM162 200H160V201H162ZM174 200H171V201H174ZM216 200H219V199H216ZM9 202H10V200H8ZM7 201V202H8ZM7 202L5 203L6 205H7ZM153 202H154V200H153ZM216 202V201H215ZM255 202H257V201H255ZM10 203V204H11ZM12 203V204H13ZM156 203V202H155ZM160 203H162V202H160ZM250 203H252V201L250 202ZM253 203H254V201H253ZM261 203V202H260ZM3 204V203H2ZM5 204H3L2 205V207H4V205ZM153 204V203H152ZM171 204V203H170ZM264 204V203H263ZM159 205V204H158ZM10 206V205H9ZM12 206V205H11ZM146 206V205H145ZM166 206V209H167V205L166 204H164V207ZM1 207V208H2ZM14 207V205L12 206V208ZM6 208V207H5ZM7 208H8V206H7ZM147 208V207H146ZM153 208H154V206H153ZM156 208V207H155ZM171 207H169V209H170ZM209 208V207H208ZM212 208V207H211ZM249 208V207H248ZM250 208H252V207H250ZM165 209V208H164ZM165 209V210H166ZM169 209L167 210V211H169ZM206 209V208H205ZM205 209H204V211H203V213H205ZM253 209V208H252ZM1 211H2V209H0ZM6 210V209H5ZM13 210V209H12ZM209 210H210V208H209ZM215 210V209H214ZM217 210H219V209H217ZM4 211V210H3ZM153 211V210H152ZM163 212H164V210H162ZM5 212V211H4ZM147 212V211H146ZM202 212V211H201ZM208 211L206 210V213H207ZM214 212V211H213ZM1 213V212H0ZM6 213V212H5ZM5 213H3L2 212V214H1V216L3 217V215H5ZM11 213V212H10ZM150 213V212H149ZM158 213V212H157ZM162 213V212H161ZM194 213V214H195ZM199 213V212H198ZM202 213V214H203ZM205 213V214H206ZM209 213V212H208ZM215 213V212H214ZM249 213H251V212H249ZM146 214V213H145ZM153 214H154V212H153ZM202 214H201V217H202ZM210 214V213H209ZM213 214V213H212ZM211 214V215H212ZM253 214V213H252ZM251 214V215H252ZM9 215V214H8ZM149 215V214H148ZM151 215V214H150ZM160 215V214H159ZM164 215H165V212H164ZM0 216V217H1ZM6 216H7V213H6ZM194 216V215H193ZM206 216H208V215H206ZM246 216V215H245ZM244 216V217H245ZM264 216V215H263ZM155 217V216H154ZM158 217V216H157ZM196 217V216H195ZM215 217V215H212V218H214ZM4 218V217H3ZM150 218V217H149ZM153 218V217H152ZM163 218V217H162ZM194 218V217H193ZM216 218H217V216H216ZM245 218H247V217H245ZM245 218H244V220L243 221H245ZM249 218V217H248ZM247 218V219H248ZM263 218V217H262ZM10 219V218H9ZM155 219V218H154ZM195 219V218H194ZM205 219V218H204ZM218 219V218H217ZM144 220V219H143ZM168 220V219H167ZM196 220L197 219H195V222H196ZM256 220V219H255ZM258 220V219H257ZM2 221H3V219H2ZM44 221V220H43ZM148 221V220H147ZM150 221V220H149ZM148 221V222H149ZM203 221V220H202ZM212 221H215V220H213L212 219ZM242 221V220H241ZM248 221V220H247ZM1 222V221H0ZM165 222H167V221H165ZM186 222V223H187ZM199 222H200V220H199ZM199 222H198V224H199ZM216 222V221H215ZM215 222H214V224H215ZM219 221L217 220V223H218ZM2 223V222H1ZM178 223V224H177ZM193 223H194V221H193ZM201 223V222H200ZM212 223V222H211ZM216 223V224H217ZM257 223V222H256ZM255 223V224H256ZM150 224H153V222L152 223H150L149 222V225ZM158 225H159V223H157ZM195 224V223H194ZM208 224H210V223H208ZM214 224H213V226H214ZM220 224V223H219ZM219 224H217V225H219ZM164 225V224H163ZM183 225V224H182ZM187 225H189V224H187ZM192 225V224H191ZM153 226V225H152ZM165 226V225H164ZM192 226H195V225H192ZM197 226V225H196ZM208 226V225H207ZM206 226V227H207ZM143 227H144V225H143ZM157 227V226H156ZM166 227V226H165ZM173 227H175L174 225H173ZM172 227V228H173ZM175 227V228H176ZM200 227L202 228V226L200 225ZM215 227H216V225H215ZM214 227V228H215ZM220 227V225L218 226V228ZM158 228V227H157ZM169 230H170V228L169 227H167ZM175 228H173V230L175 229ZM177 228L175 229V232L176 231H179L180 229H178L177 230ZM205 227H203V229L200 231V229H197L196 227H194L192 230L194 231V232H192V230H190L191 232H190V234H193L194 235V237H193V235L191 236V235H189L190 237H193L191 240L189 239V241H190V243H189V241H187L186 242V240H185V242L186 243H183V244H181L180 246H177L178 247V252L180 253V252H184L185 253V251L187 250L188 252H189V255H190V258H188L189 259V262H188V264H215L214 263V261L213 260H217V257L220 259V257H219V255L217 254V257H215L214 258V255H215V253H213V252H211V250H210V246L212 247V245L210 244V241H212V239L210 238V231H211V229L209 228V230H207L206 228L204 229ZM250 228V227H249ZM164 229V228H163ZM166 229V228H165ZM184 229V228H183ZM188 229V228H187ZM187 229H184V230H186V233L188 232V230ZM220 229V228H219ZM5 230V229H4ZM140 230V229H139ZM138 230V231H139ZM145 230V229H144ZM148 230V229H147ZM146 230V231H147ZM158 230V229H157ZM172 230V232H174ZM216 230V229H215ZM241 230V229H240ZM2 231V230H1ZM154 231V230H153ZM168 231V230H167ZM171 231V230H170ZM247 231V230H246ZM143 232V231H142ZM160 231H158V233H159ZM162 232V231H161ZM163 232H165L166 233V231H163ZM169 232V231H168ZM167 232V235L170 233H172V232H169L168 233ZM182 232V231H181ZM1 233V232H0ZM135 233V232H134ZM185 232H182L181 234L182 235H184V234H186ZM189 233V232H188ZM215 233V232H214ZM242 233V232H241ZM246 233V232H245ZM257 233V232H256ZM256 233H255V235H256ZM179 235H181L180 233H178ZM178 234H175L174 233V235H173V237L174 236H176V235H178ZM1 236H2V233L0 234ZM133 235V234H132ZM142 235V234H141ZM143 235H145V234H143ZM142 235V236H143ZM165 235V234H164ZM172 235V234H171ZM181 235V237H183ZM225 235V234H224ZM248 235V234H247ZM251 235V234H250ZM253 235V234H252ZM140 236V235H139ZM141 236V237H142ZM146 236V235H145ZM162 236V235H161ZM219 236V235H218ZM234 236V235H233ZM240 236V235H239ZM241 236H242V234H241ZM136 237V236H135ZM138 237V236H137ZM181 237H177V238H180L181 239ZM186 237H187V235H186ZM189 237V238H190ZM227 237V236H226ZM249 237V236H248ZM254 237V236H253ZM260 237V236H259ZM4 238H5V236H4ZM154 238V237H153ZM162 238V237H161ZM176 237H174L173 239H175ZM177 238H176V240H177ZM184 239H185V236L183 237ZM213 238V237H212ZM224 238V237H223ZM227 238H229V237H227ZM234 238V237H233ZM1 239H3V238H1ZM145 239V238H144ZM151 239V238H150ZM149 239V240H150ZM163 239V238H162ZM161 239V240H162ZM168 239H170L171 240V237L170 236H168ZM172 239V240H173ZM211 239V240H210ZM221 239V238H220ZM249 239V238H248ZM7 240V239H6ZM141 240V239H140ZM139 240V241H140ZM146 240V239H145ZM171 240V241H172ZM175 240V242L174 241H172L173 243L171 244V246L169 247V249H168V251L169 252H171V255L173 256V254H172V252L174 251L173 249H174V245L176 246V244H179V239L176 241ZM233 240V239H232ZM4 241V240H3ZM165 241H168V240H165ZM183 241V239L181 240V242ZM228 241V240H227ZM227 241H225V242H227ZM235 241H236V239H235ZM234 241V242H235ZM241 241V240H240ZM244 241V240H243ZM143 242V241H142ZM151 242V241H150ZM217 242H218V240H217ZM231 242V241H230ZM2 242H1V240H0V244H1ZM5 243V242H4ZM4 243H2L3 245H4ZM168 243H169V241H168ZM224 243V242H223ZM236 243V242H235ZM13 244V243H12ZM146 244V243H145ZM165 244H167V243H165ZM210 244V245H209ZM212 244H214V242L212 243ZM216 244V243H215ZM218 244H220V243H218ZM217 244V245H218ZM227 244H228V242H227ZM227 244H224V245H227ZM252 244V243H251ZM8 245H9V243H8ZM140 245V244H139ZM152 245V244H151ZM161 245H164V244H161ZM229 245V244H228ZM237 245V244H236ZM241 244L239 243V245L238 246H240ZM258 245V244H257ZM10 246V245H9ZM9 246H6V247H9ZM134 246V245H133ZM136 246V245H135ZM160 246V245H159ZM166 246L167 245H165V248H166ZM261 246V245H260ZM151 247V246H150ZM168 247V246H167ZM228 247V246H227ZM230 247V246H229ZM248 247V246H247ZM259 247V246H258ZM257 247V248H258ZM161 248V247H160ZM213 248V247H212ZM211 248V249H212ZM220 248H221V245H220V247H219V249H218V247H217V249L218 250H220ZM222 248H224V246L222 247ZM235 248V247H234ZM240 248V247H239ZM255 248V247H254ZM157 249H159V248H157ZM175 249H176V247H175ZM216 249V248H215ZM232 249V248H231ZM250 249H252V248H250ZM249 249V250H250ZM43 251L41 252V250L40 251H38V252H40V254H34L33 256L31 255H29L28 257H27V259H22V260H19L18 261V263L17 264H41V262H42V260L44 261V262H42V264L43 263H45L46 262V260H47V258H48V255H49V246L48 245H46L45 246V248L44 249H42ZM136 250V249H135ZM148 250V249H147ZM155 250V249H154ZM235 250V249H234ZM137 251V250H136ZM142 251V250H141ZM164 251V250H163ZM177 251V250H176ZM216 250H214V252H215ZM224 251H226V250H224ZM233 251V250H232ZM144 252V251H143ZM142 252V253H143ZM147 252V251H146ZM150 252H151V249H150ZM153 252V251H152ZM158 252V251H157ZM178 252H176L177 254H179ZM12 252L8 249V248H5V250H3V252H2V254H1V261H0V264H10L11 262H13V261H10L9 260V258H10V254H11ZM42 253V254H41ZM141 253V252H140ZM164 253V252H163ZM166 253V252H165ZM183 253V254H184ZM251 253V252H250ZM65 254H66V257L68 258V264H76V263H78L79 262V264H82L81 263V261L84 259V258H79V257H76V255H75V246H73V245H71V246H69L68 248H67V250H66V252H65ZM147 254V253H146ZM162 254V253H161ZM181 254V253H180ZM220 254V253H219ZM222 254H224L223 252H222ZM136 255V254H135ZM138 255H140V254H138ZM150 255V254H149ZM170 255V253L168 254V256ZM186 256H188L189 257V255L188 254H185ZM228 255V254H227ZM14 256V255H13ZM94 256V255H93ZM92 256V257H93ZM141 256V255H140ZM216 256V255H215ZM242 256V255H241ZM245 256V255H244ZM12 257V256H11ZM91 257V260L94 258H92ZM152 257V256H151ZM161 257V256H160ZM181 257V256H180ZM239 257V256H238ZM262 257V256H261ZM26 258V257H25ZM170 258H171V256H170ZM170 258H169V260H170ZM214 258V259H213ZM13 259V258H12ZM11 259V260H12ZM81 259V261H79ZM95 259H96V257H95ZM94 259V260H95ZM139 259V258H138ZM159 259V258H158ZM167 259V258H166ZM175 259V258H174ZM188 259H186V260H188ZM247 259V258H246ZM87 260V259H86ZM179 260V259H178ZM254 260V259H253ZM76 261H78V262H76ZM93 261V260H92ZM98 261V260H97ZM97 261L95 260V262L96 263H94V264H97ZM227 261V260H226ZM225 261V262H226ZM238 261V260H237ZM251 261V260H250ZM76 262V263H75ZM91 262V261H90ZM165 262V261H164ZM170 262V261H169ZM224 262V263H225ZM239 262V261H238ZM247 262V261H246ZM253 262V261H252ZM263 262V261H262ZM89 263V262H88ZM87 263V264H88ZM99 263H102V264H105V263H103V262H98V264ZM150 262H145V263H143V264H149ZM165 263H167V262H165ZM172 263H173V261H172ZM180 263V262H179ZM182 263V262H181ZM86 264V263H85ZM175 264V263H174ZM187 264V263H186ZM217 264H218V262H217ZM240 264V263H239ZM245 264V263H244Z\"/></svg>",
  "mask_w": 264,
  "mask_h": 264
}]
</instances>
